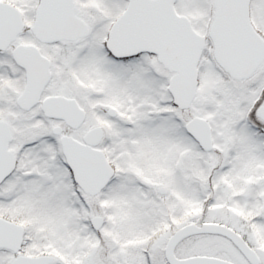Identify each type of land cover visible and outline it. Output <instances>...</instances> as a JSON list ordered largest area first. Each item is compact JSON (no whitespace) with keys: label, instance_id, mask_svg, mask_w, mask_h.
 <instances>
[{"label":"snow or ice","instance_id":"1","mask_svg":"<svg viewBox=\"0 0 264 264\" xmlns=\"http://www.w3.org/2000/svg\"><path fill=\"white\" fill-rule=\"evenodd\" d=\"M0 264H264V0H0Z\"/></svg>","mask_w":264,"mask_h":264}]
</instances>
